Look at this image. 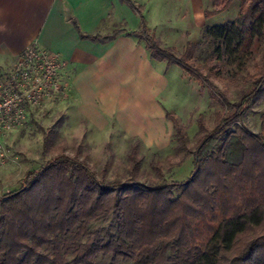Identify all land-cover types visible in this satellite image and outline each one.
<instances>
[{"label":"trees","instance_id":"obj_1","mask_svg":"<svg viewBox=\"0 0 264 264\" xmlns=\"http://www.w3.org/2000/svg\"><path fill=\"white\" fill-rule=\"evenodd\" d=\"M120 1L139 15L140 30L82 39L105 43L127 33L144 41L152 58L213 86L191 66L189 51L177 56L162 48L135 3ZM223 1L219 12L233 2ZM241 1L236 19L206 27L201 43L211 58L238 72L253 49L264 45V0ZM247 78L251 88L238 101L222 97L227 112L213 131L200 124L204 136L195 152L177 131L193 158L184 182L106 183L86 163L64 154L29 172L20 189L0 199V264H95L99 255L132 264H264V114L260 134L231 131L264 102V52L258 72ZM136 154L133 148L134 172L140 167ZM111 215L118 219L115 233L92 230Z\"/></svg>","mask_w":264,"mask_h":264},{"label":"rangeland","instance_id":"obj_2","mask_svg":"<svg viewBox=\"0 0 264 264\" xmlns=\"http://www.w3.org/2000/svg\"><path fill=\"white\" fill-rule=\"evenodd\" d=\"M133 1L143 11L148 28L161 47L177 56L189 51L191 66L200 70L213 86L191 77L176 65L169 66L151 58L145 42L123 38L114 47L104 48L103 63L96 67L94 83L101 93L116 89L117 93L130 98L114 95L115 103L123 107L124 112L117 117H137L131 108L127 109L134 103L138 104L140 118L133 126L107 113L98 121L91 118V114L98 111L96 106H91V102L88 106L81 104V100L73 96L72 80L78 69L70 68L68 61L48 51L60 64L59 89L48 91L41 105L27 110L23 124L2 137L0 199L20 189L29 172L61 154L86 163L90 172L106 183L129 179L149 186L184 182L193 170V158L182 147L177 131L184 133L187 149L195 152L204 136L200 124L211 132L226 115L222 97L234 103L251 88L247 77L258 72L264 45L253 49L246 69L239 72L236 66L211 58L201 45L206 27L236 19L241 0H233L222 12L219 11L225 5L223 0ZM210 12L219 13L209 18L206 14ZM131 16V25H136L138 17ZM115 29L130 28L125 19L114 23L106 18L99 32L110 34ZM12 68L13 65L0 67L2 77L9 75ZM263 114L264 102L231 131L241 127L251 134H260ZM133 148L140 162L137 172L133 171L130 158ZM117 227L118 219L111 215L95 222L92 230L105 236L115 233ZM43 252L51 253V248L45 247ZM93 263L132 264L131 261L114 260L110 255H99Z\"/></svg>","mask_w":264,"mask_h":264},{"label":"crops","instance_id":"obj_3","mask_svg":"<svg viewBox=\"0 0 264 264\" xmlns=\"http://www.w3.org/2000/svg\"><path fill=\"white\" fill-rule=\"evenodd\" d=\"M130 12L138 17L136 25H131ZM141 12L143 13L142 10ZM143 16L147 24L144 13ZM106 18L114 23L125 19L130 29H115L110 34L101 33L99 27ZM140 27L139 15L120 0H0V67L14 65L29 46L37 44L68 61L70 68L78 69L72 80L73 96L81 100V104L88 106L91 102V106H96L98 111L95 110L91 118H97L99 121L106 113L116 118L117 114L121 115L124 112L123 107L115 103L114 95L129 97L117 93L116 89L99 92L94 83L97 77L96 67L103 63L104 48L114 47L123 38L144 41L124 32L105 43L82 39L81 35L106 37L116 30L135 32L139 31ZM89 49L94 52L90 53ZM150 57L152 58L151 53ZM149 96L153 98L152 93ZM137 105L131 103L127 107L131 108L137 117L131 119L126 115L118 116V120L129 126L136 125L140 118Z\"/></svg>","mask_w":264,"mask_h":264},{"label":"built area","instance_id":"obj_4","mask_svg":"<svg viewBox=\"0 0 264 264\" xmlns=\"http://www.w3.org/2000/svg\"><path fill=\"white\" fill-rule=\"evenodd\" d=\"M59 70L60 64L48 51L32 44L9 75L3 78L0 73V150L2 137L23 124L27 110L41 105L48 91L59 89Z\"/></svg>","mask_w":264,"mask_h":264}]
</instances>
